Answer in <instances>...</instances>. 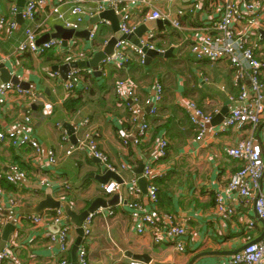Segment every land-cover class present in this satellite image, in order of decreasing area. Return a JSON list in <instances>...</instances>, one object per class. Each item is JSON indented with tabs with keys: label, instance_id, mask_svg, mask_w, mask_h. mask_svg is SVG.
Masks as SVG:
<instances>
[{
	"label": "crops",
	"instance_id": "crops-1",
	"mask_svg": "<svg viewBox=\"0 0 264 264\" xmlns=\"http://www.w3.org/2000/svg\"><path fill=\"white\" fill-rule=\"evenodd\" d=\"M189 1L173 0V5L163 10L169 19H173L175 11L186 7ZM55 2L50 0L48 7L39 11L31 23L24 22L19 15L14 16V30L0 33V76L5 70L11 77H18L19 81L29 84V88L24 90H30L36 97L53 105L52 115L42 118L39 102H32V99L17 93L10 94L0 105V132L25 127L24 118L28 116L30 124L26 128H31L44 149H54L57 158L56 164L49 167L45 158L36 155L29 147L14 148L7 142H0V216L4 220L0 225V241L6 225L15 222L12 238L0 248V252L8 248L13 256L10 264H57L62 258L67 260V264H77L71 256L77 235L70 224L69 249L60 254L57 245H49L43 225L34 226L28 219L31 216L19 214L21 210L35 207L48 194L57 201L69 203L76 213L85 210L95 199L111 203L106 208L99 207L104 210V215H96L92 220L91 238L86 244L88 264H129L131 261L145 264L138 259L145 257L158 262L170 260L171 264H189L197 254L233 252L245 244L246 238L252 241L261 239L264 227L254 211L253 202L249 199L241 201L234 191L227 190L231 176L241 168V163L231 159L227 150L238 140L250 136L264 142V114L254 129L246 125L240 130L217 133L223 111L226 116L240 106L236 100L242 85L248 89V80L239 78L226 60L196 61L189 52V38L195 36V27L216 19L220 15L221 1L204 0L202 11L193 17H183L182 30L174 29L169 20H161L160 29L143 35V40L148 43L153 40V50L161 53L170 50L168 56L148 57L145 54L142 67L138 57L131 55L126 70L105 67L104 77L92 69H80L84 76L81 74V85L73 95L65 91V80L59 71L53 69L70 62L90 60L104 47L113 32L108 21L86 14L78 32L85 33L101 25L93 43L82 36L66 41L73 47V56L59 54L56 50L41 56L17 55L15 49L26 28L33 30L35 25L42 24L37 38V43L42 44L41 39L53 34L56 26L63 27L49 15V8ZM84 6L87 10L89 5ZM124 6L137 27L147 22V11L142 6L130 2H125ZM11 8H17L16 0H0V17L11 18ZM157 8L162 9V5ZM61 11L69 15L67 7H62ZM262 20L260 26L264 31V18ZM253 38H259V34L248 35V40H252L250 47H253L255 55L264 60V48L262 52L257 51ZM262 42L264 44V37ZM77 51H81L83 56L77 55ZM175 62L181 63L180 66L173 67ZM124 79L131 81L141 101L138 120L144 119L150 127L146 139L137 146L132 144L137 124L127 122V112L113 93L116 81ZM155 83L162 85L163 101L157 115L150 116L143 103L151 97ZM260 83L264 89V71L260 73ZM77 93L81 94V107L75 113L67 112L64 103L76 99ZM187 100L196 103L211 117L205 138L199 142L195 140L196 133L186 112L179 105ZM84 121L87 123L83 124ZM88 135H93L92 138L96 135L97 147L107 156L111 169L87 152ZM123 136L129 144L123 145ZM159 137L168 141V151L155 164V168L165 173L155 182L158 189L155 208L162 213L185 218L188 234L184 241L185 251L181 253L170 244H155L147 229L139 233L138 214L129 207L131 203L147 204V193L143 189L147 190L148 182L142 184L138 181L140 174L137 169L141 164L144 167L149 160L153 144ZM70 149L72 154L66 156ZM10 166L25 173L14 192L3 187L7 185L4 176ZM105 170L116 173L123 181V184H118L119 190L109 195L103 193L102 187L115 181L110 179L101 183L95 180V177H102ZM65 184L71 189L61 197L58 190ZM78 185L81 187L77 188ZM260 191L264 193V179ZM29 198L32 200L23 202ZM217 198L233 210L229 219H221L218 215L215 208ZM110 211L112 215H109ZM43 213L52 215L54 211ZM250 222L253 224L251 227L248 225ZM47 229L55 232L57 227L51 225ZM229 257L231 255L209 254L194 264H216Z\"/></svg>",
	"mask_w": 264,
	"mask_h": 264
},
{
	"label": "built area",
	"instance_id": "built-area-1",
	"mask_svg": "<svg viewBox=\"0 0 264 264\" xmlns=\"http://www.w3.org/2000/svg\"><path fill=\"white\" fill-rule=\"evenodd\" d=\"M49 1L29 0L25 3L20 13H18L17 8H11L9 12L11 18L0 17V33L2 31L11 33L14 30L16 26L14 16L18 14L24 22H33L37 13L48 7ZM220 1V15L208 23L195 27V36L189 38V52L196 61L207 60L214 62L226 60L239 78L245 77L248 80V89L242 85L236 100V102L240 103V106L233 108L222 119L217 133L240 130L246 125L254 129L264 114V89L260 83V73L264 71V61L260 60V57L255 55L253 47H250L252 40H248V35L259 34V38H253V43L257 46V51L262 52L264 44L262 37H260V31L263 28H261L260 24L263 23L262 19L264 18V0ZM125 2L142 6L147 11L145 20H169L170 25L176 30L183 29L179 23L180 18L187 15L195 16L199 11L203 10L204 5V0H190L186 7H181L175 11V18L169 19V15L163 9L171 7L174 3L173 0H56L54 5L49 8V15L55 21L61 22L65 29L78 31L86 18V14L88 16H99L103 11L112 10L115 14L120 15V33L129 35L136 30L138 25L133 21L132 15L126 10ZM84 4L89 5L87 10ZM158 5H162V9L157 8ZM64 6L68 8L69 15L61 11ZM100 25L92 27L89 31L88 40L90 43L95 41L97 29ZM42 26V24L35 25L33 30L26 28L22 41L19 42L15 49L17 55L27 53L40 56L50 50H56L59 54L73 56V47L64 44L60 39L51 38L47 42L38 44L37 38L41 33ZM139 42L141 46L154 49L143 38ZM131 55L137 56L140 64H143L145 53H143L141 47L134 46L125 40L118 41L115 44L113 54L103 59L99 64L100 75L104 77V68L109 66L117 70H126L131 61ZM80 73V69L70 70L67 80L63 82L65 91L70 93V95H73L75 89L81 85L82 77ZM53 76H57V73H53ZM12 93L26 96L32 99V102H39L42 106L40 112L42 118L52 115L53 105L51 102L36 97L30 90H20L17 86H13L10 83L0 86V105L5 103L7 97ZM113 93L127 112V122L131 125L137 124V132L132 138V144L137 146L146 139L150 127L144 119L138 120L141 111V106L139 105L141 101L136 94V89L129 80H117L113 87ZM162 101V85L155 83L151 97L143 103L148 109L150 116L157 115ZM179 105L186 112L188 120L195 130V140L198 142L202 141L207 132V125L211 119L210 115L205 113L193 101H181ZM24 123L26 124L25 127L0 132V142H7L14 148L29 147L36 155H42L45 158L47 166L53 167L57 162L54 149H44L33 136L31 128H26L30 124L28 116L24 118ZM86 123L87 121H84L83 124ZM92 136H87V152L102 165H105L107 169H111L107 164V156L97 147L95 142L96 135L94 138ZM122 143L123 145L129 144L125 136L122 138ZM167 151L168 141L166 138H157L150 151V158L142 170V176L148 182L147 204L144 206L140 203H131L129 207L138 214L137 219H139L141 224V227L137 229L139 233H142L143 229H147L150 231L155 244H170L181 253L185 251L184 241L188 234L185 218L177 217L175 214L162 213L155 208L158 197V189L155 182L165 175L164 172L155 168V164L166 156ZM72 152V149L66 151V156H70ZM227 155L241 163V168L231 176L227 184V190L234 191L241 201L251 200L254 211L264 227V193L260 191L261 182L264 179V142H260L252 136L238 140L233 147L227 150ZM4 178L8 183L17 187L19 181L25 178V173L15 166H10ZM119 187L115 182H111L103 185L102 191L104 194L109 195L118 191ZM69 189L71 187L68 184L59 189L61 197L66 195ZM135 192L138 193L137 190ZM147 207L149 208L147 209ZM215 208L221 219H229L233 214V210L226 206L220 198L216 199ZM103 211L102 208H98L94 212L89 213L81 225L83 238L77 251V264H88L86 244L91 238L92 220L96 215H104ZM112 214L113 212L110 211L109 215ZM28 219L34 226L43 225L45 227V237L49 245H57L60 254H65L68 251L69 233L72 230L62 210L54 211L52 215L43 213L28 217ZM3 223L4 220L0 216V225ZM51 225L57 227L55 232L47 229ZM248 225L251 227L253 224L250 222ZM252 242L250 238H246L245 244ZM12 260L13 256L7 247L0 252V264H10ZM57 264H67V260L62 258ZM129 264L142 263L131 261ZM216 264H264V237L227 260Z\"/></svg>",
	"mask_w": 264,
	"mask_h": 264
},
{
	"label": "water",
	"instance_id": "water-1",
	"mask_svg": "<svg viewBox=\"0 0 264 264\" xmlns=\"http://www.w3.org/2000/svg\"><path fill=\"white\" fill-rule=\"evenodd\" d=\"M27 1H29V0H16L18 13H20L22 11L24 4ZM98 18L101 20H106L110 23L113 35L107 40L103 49L96 52L90 60L70 62V63L64 64L61 67L54 68L53 71H59L61 78L63 80H65V81L67 80V73L72 69H92L95 74L100 75V72L98 70L99 64L101 63V61L103 59H105L106 57H109L113 54L115 44L118 41L125 40V41L133 44L134 46L141 47L143 53H145L148 57L155 56V55H157V56H168V54L170 53V50H168L165 53H161V52H158V51L153 50V49H148L144 46H141L140 42H139L140 38H142L143 35L154 32L158 28L160 29L162 27V21L161 20L147 21L143 25L137 27L136 30L133 31L131 34L122 35L119 31L120 15L115 14L112 10H106V11H103L102 13H100ZM260 35L262 37H264V31L261 30ZM80 36L84 37L85 40L87 41L88 36H89V31H85V33H83L82 31L78 32V31H74L71 29H65L61 26H56L55 32L53 34L46 35L43 39H41L40 42H47L51 38H58V39L63 40V43L66 44L67 40H70L73 37H80ZM6 83H11L12 85L18 86L20 89H23V90L29 88V84L19 81L18 77H16V76L11 77L5 70H3L2 74L0 76V85L6 84ZM222 114H223V116L220 117L221 120L225 116V110L223 111ZM64 126L67 129H69L68 125L65 124ZM68 133H71V132H68ZM142 170H143V166L141 164L137 169V173L140 174V176L138 177V181L143 184V183H146L147 180L145 178L141 177L142 176L141 175ZM110 179L114 180L117 184H123V181L121 180V178L118 175H116V173L109 171V170H105V173L102 177H95V180H97L101 183H106ZM80 187H81V185L77 186V188H80ZM143 190L147 193V190L145 189V187ZM109 205H111V203H108V202L104 203L100 199H95L89 205V207H87L85 210L81 211L80 213H76L72 210L69 203L63 202V201H57L52 197V195L48 194L35 207L29 208L26 210H21V211H19V214L21 213V214H24L27 216H37V215H40L43 211L62 210L65 217L67 218V223L70 224L74 228L76 235H77V238L74 242V245L71 248L72 259L75 261V263H77V251H78V247H79V245L82 241V238H83V230L81 227L83 221L85 220V218L88 216L89 213L94 212L95 210H97L101 206L106 208ZM14 230H15V222H12V223H9L6 225L4 232H3V235L1 237L0 248L5 247V245L9 242V240L12 238L11 234L13 233ZM263 237H264V231H263V234L261 236V239H259V240H262ZM259 240H255L252 243H256ZM252 243L245 244L241 248H239L233 252L200 253V254H197L190 261L189 264H194V262L197 259L204 257V256H208L209 254H212L215 256H221V255L233 256V255L239 253L240 251H242L244 248H246L247 246H249ZM138 259H139V261H142L145 264H171L170 260H168L166 262H158V261H152L148 257H145L143 259H141V258H138Z\"/></svg>",
	"mask_w": 264,
	"mask_h": 264
},
{
	"label": "trees",
	"instance_id": "trees-1",
	"mask_svg": "<svg viewBox=\"0 0 264 264\" xmlns=\"http://www.w3.org/2000/svg\"><path fill=\"white\" fill-rule=\"evenodd\" d=\"M183 17L179 19V23L182 25L183 22ZM173 33H176L173 31ZM151 42H153V40H150L149 41V45H152ZM167 47H170V44L167 43ZM160 48V47H159ZM25 55H28V54H25ZM43 55V54H42ZM41 56V55H40ZM260 60L264 61L261 57H260ZM130 64V63H129ZM142 65V64H141ZM142 67H144L142 65ZM83 75V72L81 70V73L80 75ZM81 75V77H82ZM84 76V75H83ZM83 78V77H82ZM81 92V91H80ZM78 95L76 96V99H72V100H69L67 101L66 103H64V109L67 111V112H70V113H75L79 110V108L81 107V94L80 93H77ZM155 132H153V135H154ZM7 185H3L4 189L7 190V191H12L14 192V185L6 182ZM171 214V213H170Z\"/></svg>",
	"mask_w": 264,
	"mask_h": 264
},
{
	"label": "rangeland",
	"instance_id": "rangeland-1",
	"mask_svg": "<svg viewBox=\"0 0 264 264\" xmlns=\"http://www.w3.org/2000/svg\"><path fill=\"white\" fill-rule=\"evenodd\" d=\"M151 33H153V32H151ZM103 49V47L100 49V50H102ZM80 55V56H83V54L81 53V51H77V55ZM181 64V63H180ZM180 64H177V62H175L174 64H173V67H176V66H180ZM127 80V79H126ZM136 92H137V90H136ZM32 199L31 198H29V199H23V202H27V201H31Z\"/></svg>",
	"mask_w": 264,
	"mask_h": 264
},
{
	"label": "clouds",
	"instance_id": "clouds-1",
	"mask_svg": "<svg viewBox=\"0 0 264 264\" xmlns=\"http://www.w3.org/2000/svg\"><path fill=\"white\" fill-rule=\"evenodd\" d=\"M106 42H107V41H106ZM106 42H105V43H106Z\"/></svg>",
	"mask_w": 264,
	"mask_h": 264
}]
</instances>
